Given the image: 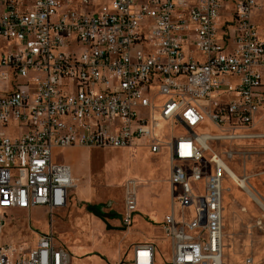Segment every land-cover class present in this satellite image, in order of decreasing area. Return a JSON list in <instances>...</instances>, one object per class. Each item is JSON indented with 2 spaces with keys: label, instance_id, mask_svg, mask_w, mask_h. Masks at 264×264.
Returning a JSON list of instances; mask_svg holds the SVG:
<instances>
[{
  "label": "built area",
  "instance_id": "2783aa9c",
  "mask_svg": "<svg viewBox=\"0 0 264 264\" xmlns=\"http://www.w3.org/2000/svg\"><path fill=\"white\" fill-rule=\"evenodd\" d=\"M258 7L0 0V236L16 211L52 216L67 206L76 180L60 151L145 148L169 157L173 207L160 228L171 257L158 263L157 246L142 243L131 246V258L106 264H224V184L234 179L223 163L252 160L264 141L256 125L264 111ZM225 143L235 149L219 152ZM140 185L124 184V230L133 226ZM0 264L75 263L46 232L33 244L0 243Z\"/></svg>",
  "mask_w": 264,
  "mask_h": 264
},
{
  "label": "rangeland",
  "instance_id": "374dc122",
  "mask_svg": "<svg viewBox=\"0 0 264 264\" xmlns=\"http://www.w3.org/2000/svg\"><path fill=\"white\" fill-rule=\"evenodd\" d=\"M259 3L253 23L264 41V0ZM256 125L259 133L264 134V111ZM11 137L14 138L12 134ZM252 143L241 148L249 149ZM254 147L257 154L252 160L243 156L227 163L240 177L249 178L257 196V192L264 196V155L260 154L264 151V141L255 143ZM217 149L221 152L235 147L225 143ZM58 156L61 163L72 167L76 184H80L70 192L67 206L55 210L52 216L43 208L16 211L5 221L1 244H33L36 234L53 232L57 243L67 249L75 264H106L125 257L131 246L152 239L157 246L158 263L171 257V241L163 237L159 223H151L149 217L145 220L151 223L153 230L135 218L137 225L122 231L127 180L141 181L137 195L140 208L145 204L143 209L158 220L171 212L172 199L167 185L169 163L165 151L153 155L145 148H79L70 153L60 151ZM224 189V264H246L248 259L264 264V211L234 181L226 179ZM92 192L98 195L97 200L91 199ZM88 207L99 209V215L97 211L96 215L90 212ZM194 213L195 208L185 211L189 220ZM180 214L177 209V215Z\"/></svg>",
  "mask_w": 264,
  "mask_h": 264
},
{
  "label": "crops",
  "instance_id": "0c3cea01",
  "mask_svg": "<svg viewBox=\"0 0 264 264\" xmlns=\"http://www.w3.org/2000/svg\"><path fill=\"white\" fill-rule=\"evenodd\" d=\"M258 4H259V6H260V3H259V0H258ZM259 8V7H258ZM255 13H257V10L254 12V14ZM254 16V15H253ZM74 149H79V148H71V149H67V150H65L66 152H68V153H70V152H73L74 151ZM167 160H168V163H169V157H168V155H167ZM73 173H74V171H73ZM169 178H170V163H169ZM169 178H168V181H167V185H168V189L170 188V185H169ZM76 180V179H75ZM78 182H81V181H79V179H78ZM141 182V181H140ZM126 183V182H125ZM124 183V184H125ZM78 185H80L79 183L78 184H76V187L78 186ZM82 188V187H81ZM80 190H78V192H79ZM93 193V192H92ZM124 193H125V191H124ZM170 193H171V191H170ZM80 195H82V194H80ZM81 198H83V197H81ZM91 199H96L97 200V196H96V194L95 193H93V196H91ZM171 199H172V197H171ZM84 200L85 201H87V202H90L89 200H87L86 198H84ZM93 202V201H92ZM145 207V204H142V208H140V206H139V203H138V210H137V213H136V215H135V217H134V221H135V218H136V220L139 218L140 220H142V224H143V226L144 227H148V228H150V229H154L152 226H151V223L153 222V223H159V225L161 226V224L163 223V221H164V219H165V217L168 215V214H170L171 212H169V213H166L165 214V216H164V218L162 219V220H158L155 216H153L151 213H149L148 211H146V210H144L143 208ZM172 207H173V201H172ZM171 211H172V208H171ZM124 213H125V211H124V209H123V213H122V215H124ZM138 215V216H137ZM145 217H149L150 218V221H151V223H149V222H147L145 219ZM136 226L137 225V223H135V222H133V226ZM131 229V228H130ZM129 230V229H128ZM128 230H126V231H128ZM144 243H153V240L152 239H147V240H145L144 241ZM132 257V254L131 253H128L127 254V258L129 259V258H131Z\"/></svg>",
  "mask_w": 264,
  "mask_h": 264
},
{
  "label": "bare ground",
  "instance_id": "6f19581e",
  "mask_svg": "<svg viewBox=\"0 0 264 264\" xmlns=\"http://www.w3.org/2000/svg\"><path fill=\"white\" fill-rule=\"evenodd\" d=\"M223 165L227 168L228 173L233 177L236 184L239 185V187L246 192V194L251 197L257 205L264 211V196H262L259 192L257 196L254 192V189L252 187V184L245 182L242 177H240L228 164ZM76 186V185H75ZM255 188V187H254ZM94 193V192H93ZM96 194V193H95ZM138 195V192H137ZM98 197V195H97ZM138 198V197H137ZM226 220V219H225ZM224 220V221H225ZM253 260V259H252ZM254 261V260H253Z\"/></svg>",
  "mask_w": 264,
  "mask_h": 264
},
{
  "label": "trees",
  "instance_id": "16d2710c",
  "mask_svg": "<svg viewBox=\"0 0 264 264\" xmlns=\"http://www.w3.org/2000/svg\"><path fill=\"white\" fill-rule=\"evenodd\" d=\"M88 210H89L90 212H93V211L95 210V208H94V207H88Z\"/></svg>",
  "mask_w": 264,
  "mask_h": 264
},
{
  "label": "water",
  "instance_id": "95a60500",
  "mask_svg": "<svg viewBox=\"0 0 264 264\" xmlns=\"http://www.w3.org/2000/svg\"><path fill=\"white\" fill-rule=\"evenodd\" d=\"M93 214H95L96 215V212H94ZM99 217V216H98ZM101 218V217H100ZM102 220H104L105 221V219L104 218H101ZM122 231H124V229H122Z\"/></svg>",
  "mask_w": 264,
  "mask_h": 264
},
{
  "label": "flooded vegetation",
  "instance_id": "af4514ba",
  "mask_svg": "<svg viewBox=\"0 0 264 264\" xmlns=\"http://www.w3.org/2000/svg\"><path fill=\"white\" fill-rule=\"evenodd\" d=\"M95 211H97L96 209L92 212V213H94ZM99 212V209H98V211H97V213ZM98 215H99V213H98Z\"/></svg>",
  "mask_w": 264,
  "mask_h": 264
}]
</instances>
